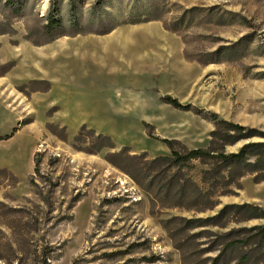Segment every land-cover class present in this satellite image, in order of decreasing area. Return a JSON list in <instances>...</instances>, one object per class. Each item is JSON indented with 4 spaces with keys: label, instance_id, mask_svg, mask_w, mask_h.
Masks as SVG:
<instances>
[{
    "label": "rangeland",
    "instance_id": "1",
    "mask_svg": "<svg viewBox=\"0 0 264 264\" xmlns=\"http://www.w3.org/2000/svg\"><path fill=\"white\" fill-rule=\"evenodd\" d=\"M8 1L0 0V140L12 138L0 141V170L9 171L0 174V264H264V153L250 157L258 171L242 178L240 168L219 175L214 160L194 161L156 169L142 185L126 171L134 172L132 160L117 158L122 168L107 160L124 147L146 153L148 164L170 156L149 134L206 149L211 114L262 134L227 154L264 143V0ZM53 12L63 27L47 32ZM158 26L185 55L210 62L189 61L192 84L172 88L175 95L155 85L180 66L177 43ZM59 35L49 44L66 49L46 63L57 75L52 90L27 70L41 66L45 45L35 43ZM167 95L191 109L166 106ZM55 105L72 126L89 123L122 144L89 154L75 142L82 127L64 140L49 128L63 127ZM145 116L161 123H141ZM242 205L215 225L190 223Z\"/></svg>",
    "mask_w": 264,
    "mask_h": 264
},
{
    "label": "trees",
    "instance_id": "2",
    "mask_svg": "<svg viewBox=\"0 0 264 264\" xmlns=\"http://www.w3.org/2000/svg\"><path fill=\"white\" fill-rule=\"evenodd\" d=\"M12 5H13L12 0H9L6 3V6L8 7H12ZM62 27H63L62 20L58 17L57 13L55 12L50 13L44 29L47 32L48 31L51 32L53 30H57ZM113 30H111L110 32H112ZM173 31L177 32V30H173ZM62 36H66V35H59L43 43H35V44L46 45ZM186 59L188 61H197L201 64L210 63L208 61L194 59L187 54H186ZM161 100L165 104L171 105L172 107L176 109H180V110L191 109V106L183 105L179 102L177 98H173L172 96H169V95L163 96ZM209 119L215 125V130L212 132V135H211L212 139H211L210 145L206 149L189 150L180 141L170 140V139H161L157 136H153V134H149V136L154 138L155 140H159L163 142L164 144H166L171 151V155L170 156H160V157L154 158L152 160H149L150 164H148L143 161L148 158L146 153L140 156L138 155L131 156L129 148L124 147L122 150L118 152L109 153L107 160L119 168H122L123 166H121L120 163L116 160L117 158H123L124 156H126V159L132 160L134 163V172H132V170H130L128 167H126V171L140 185L143 184L144 180L150 179L153 176V173L156 171V169L163 168V167H165V170H171L174 168H183L184 166L189 165L190 163L194 161H199L201 164L208 165L210 160H214L215 164H217L218 166V169L216 170V172L219 175L227 171L229 174H232L233 173L232 171L238 168L242 169L243 172H241V174L239 173V176H236V177L242 178L245 173L257 172L258 170H256V163L250 162V157L253 155H259V153L261 152L264 153V143H249L243 146L238 153L227 154L225 149H226V146L228 145H235L242 140L259 137V136H262V134L257 132V130L255 129H250L240 124H236V123L224 120V119H220L216 114H211ZM49 128L50 129H61L64 135V140H67L68 137L66 135V132H67L66 127L59 128L57 125H49ZM85 132L88 133L86 136H85ZM10 138L12 137H7L5 139H1L0 141L8 140ZM87 138L91 139V141L87 142L86 140ZM75 142L76 143L81 142L82 144H88L89 146L86 148V152L89 154H97L101 152L103 149H110V150L116 149V144L110 136H106L104 134H97L94 130H88L87 126L82 127L81 132L75 137ZM178 147H182V150H184L185 153L183 154L178 149ZM41 157H42L41 154H38V153L35 154V157H34V164H35L34 173L35 174L39 172V167L42 163V159H40ZM56 163H57L56 160L55 161H53L52 159L50 160V165H54ZM135 171L137 174H135ZM8 173L9 171L7 169L0 170V174H8ZM10 175L13 176V179L15 181L14 187H17L19 185V181L12 173ZM140 176H142L141 179H139ZM33 177L34 176H32V178ZM208 180H209L208 177H204L202 179L203 183H207ZM200 193L204 195L205 197H208V194H204L202 191ZM244 206L245 205L227 206L217 216H214L212 218L205 219V220H202V219L193 220L190 223H192L195 227H199L200 225L206 226L208 223H212L211 225H215V223L213 222L216 221L217 223V220H220V219L223 220L229 217L230 215L229 210L231 209L242 210L244 209ZM247 259L248 257L242 258V261L239 264L245 263Z\"/></svg>",
    "mask_w": 264,
    "mask_h": 264
},
{
    "label": "crops",
    "instance_id": "3",
    "mask_svg": "<svg viewBox=\"0 0 264 264\" xmlns=\"http://www.w3.org/2000/svg\"><path fill=\"white\" fill-rule=\"evenodd\" d=\"M159 27V26H158ZM158 30L162 33H165L167 35H169L172 39L175 40V42L178 44H176L175 47V52H177L178 54V61L180 66L178 70H170L167 74L160 75L157 76L158 80L155 85L159 86L160 88H162V92H166L168 94L171 95H175V93H172V88H175L177 85H186V89L188 88V86L190 84H192V77L193 75H190V71L194 70V64L192 62H189L186 59V55L184 54V50L183 47L179 44L178 40L169 32L161 29L160 27L158 28ZM116 31V30H114ZM113 31V32H114ZM66 49V46H64L62 43L60 44H47L45 46H43L42 52L44 54H42V56L40 57L41 59V66H37L36 68H29L27 70V72L29 74H33V76H35L34 78H38V79H44V80H48L51 82L52 84V90L55 87L56 83H57V75H54L53 71H54V67L50 68L46 65L47 60L48 61H55L58 60L59 57L63 54L64 50ZM168 59H171V63L173 62V58L172 57H168ZM159 71L161 70V68L163 67L164 63L162 61H159ZM156 64V63H155ZM51 93V91H50ZM55 104V103H52ZM58 110V114L57 116L60 117V119H56L54 120V122H56L57 124H60L63 127H66L68 131L70 132H78L80 130L81 127L83 126H87L88 128L94 130L95 132L99 133L98 130L94 129V127L92 125H90L89 123H79L75 126H72L70 123H68V121L66 119H61V111L63 110L62 107L55 105ZM159 106L161 108H163V104L160 102ZM168 106V104L166 105ZM170 106V105H169ZM150 123L152 125L158 126L161 123V117H158L156 120L150 118V117H144L143 121H141V123ZM34 125V124H32ZM142 128V125H141ZM143 132V130H142ZM100 134V133H99ZM116 143H120L118 140L115 141ZM122 144V143H120ZM126 145H131V144H126Z\"/></svg>",
    "mask_w": 264,
    "mask_h": 264
},
{
    "label": "built area",
    "instance_id": "4",
    "mask_svg": "<svg viewBox=\"0 0 264 264\" xmlns=\"http://www.w3.org/2000/svg\"><path fill=\"white\" fill-rule=\"evenodd\" d=\"M121 185L125 186V183H121Z\"/></svg>",
    "mask_w": 264,
    "mask_h": 264
}]
</instances>
